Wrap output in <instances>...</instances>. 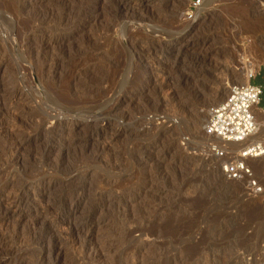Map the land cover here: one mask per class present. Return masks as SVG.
<instances>
[{
  "label": "rangeland",
  "instance_id": "obj_1",
  "mask_svg": "<svg viewBox=\"0 0 264 264\" xmlns=\"http://www.w3.org/2000/svg\"><path fill=\"white\" fill-rule=\"evenodd\" d=\"M261 69L264 0H0V264H264V161L205 133Z\"/></svg>",
  "mask_w": 264,
  "mask_h": 264
},
{
  "label": "built area",
  "instance_id": "obj_2",
  "mask_svg": "<svg viewBox=\"0 0 264 264\" xmlns=\"http://www.w3.org/2000/svg\"><path fill=\"white\" fill-rule=\"evenodd\" d=\"M264 95V81L260 85L250 82L234 84L228 87L225 98L212 106L205 127L207 137L221 144H241L250 136L259 132L256 120L257 106ZM258 114L264 115V110ZM213 142V141H212ZM208 152L221 157L223 152L214 143L207 147ZM264 156V139L244 147L238 160L233 161L224 172L230 181H247L249 192L260 194L261 188L253 180L251 171L247 168L246 159H256ZM264 258V245L262 246Z\"/></svg>",
  "mask_w": 264,
  "mask_h": 264
},
{
  "label": "bare ground",
  "instance_id": "obj_3",
  "mask_svg": "<svg viewBox=\"0 0 264 264\" xmlns=\"http://www.w3.org/2000/svg\"><path fill=\"white\" fill-rule=\"evenodd\" d=\"M126 8V7H125ZM126 10V9H125ZM127 10H128V8H127ZM126 10V11H127ZM129 22V21H128ZM193 22H195V19L193 20ZM126 23V22H125ZM131 24V23H130ZM118 25V24H117ZM125 25V24H124ZM121 26V25H120ZM119 26V27H120ZM122 27V26H121ZM120 27V28H121ZM124 28V27H123ZM126 28V27H125ZM119 30H121V29H119ZM123 30V29H122ZM131 30V29H130ZM122 32V31H121ZM121 32H119V34L121 33ZM124 32V31H123ZM128 33V32H127ZM121 36V35H120ZM242 84H244V83H242ZM116 98V97H115ZM118 100V99H117ZM117 100L115 99H111L110 101H109V99H108V102H106L107 104L105 105V106H103L104 107V109L102 110V111H100L98 114H93V115H95V116H91L92 118H95L96 116H98V117H101L102 115L104 116V115H106L116 104H117ZM119 101V100H118ZM105 104V103H104ZM104 104H102V105H104ZM100 106V105H99ZM103 107H101V108H103ZM100 108V109H101ZM85 109V108H84ZM87 110H88V106H87V108H86ZM91 109V108H90ZM89 109V110H90ZM93 109V108H92ZM91 109V110H92ZM81 110V109H80ZM97 110V109H96ZM58 112V111H57ZM59 113H60V111H59ZM74 113V112H73ZM60 115V114H59ZM91 115V114H90ZM68 117H69V115H67ZM103 116H102V118H103ZM55 117H57L58 118V116L56 115V114H54V112H53V114L50 116V119L52 118V119H54ZM88 117H90V116H88ZM87 117V118H88ZM91 117H90V119H91ZM62 118V117H61ZM60 118V119H61ZM65 118V117H64ZM71 118H73V116L71 115ZM70 118V119H71ZM106 118V117H105ZM104 119V118H103ZM55 120V119H54ZM66 120V119H65ZM257 120V119H256ZM60 121V120H59ZM70 121V120H69ZM101 121H102V119H101ZM55 123V122H54ZM62 122H56V125L58 124V127L56 128V130L57 131H62V129H60V124H61ZM105 123H107V122H105ZM122 123V122H121ZM124 123V122H123ZM122 123V124H123ZM257 123H258V120H257ZM52 125V124H51ZM56 125H54V126H56ZM106 125V124H105ZM258 125H261L260 127L261 128H263V126H264V124H259L258 123ZM130 127V126H129ZM53 129V128H52ZM55 131V130H54ZM122 131V130H121ZM53 132V131H52ZM109 138V137H108ZM97 140V139H96ZM213 140V139H212ZM258 140H259V136L257 135V133L256 134H254V135H252V136H250L248 139H246V141L245 142H243V143H241V144H221V143H219L218 141H216V140H213V141H215L216 143H217V145L220 147V149H223L224 150V152L225 151H227L228 150V148H235L237 151H238V153L240 154V152H241V150L244 148V147H246V146H248V145H250V144H254V143H256V142H258ZM260 141V140H259ZM20 145V144H19ZM11 148V147H10ZM102 148V147H101ZM8 149V148H7ZM103 152H104V150H103ZM102 152V153H103ZM237 158H238V156H237ZM264 161V156L263 157H260V158H256V159H246V163H250L251 164V167H252V169L253 170H257V169H259L260 168V165L262 164V162ZM7 175V174H6ZM3 185H5V184H3ZM243 186V185H242ZM1 189H2V186H1ZM0 189V190H1ZM46 190V189H45ZM28 191V190H27ZM17 195V194H16ZM9 196V195H8ZM29 194L26 192H24V193H21V194H18L17 196H15V194H14V196H9V197H4L3 199H0V200H3L4 202H8L9 204H7V206L9 205L10 207H16V208H19L20 210L21 209H23V208H25V206H26V204H27V202H28V200H30L29 199ZM32 196V195H31ZM132 196V195H131ZM134 197H136V196H134ZM35 198V197H34ZM75 199V198H74ZM70 201V200H69ZM60 202V201H59ZM3 203V202H2ZM47 203V202H46ZM45 203V204H46ZM51 203V202H50ZM47 205V204H46ZM43 206V205H42ZM3 207V206H2ZM5 207V206H4ZM56 207H57V205H56ZM5 208H7V210H9L10 208H8V207H5ZM46 208V207H45ZM49 208V207H48ZM70 208V207H69ZM18 209V210H19ZM39 210V209H38ZM46 210H47V208H46ZM6 211V210H5ZM81 211V210H80ZM84 211V210H83ZM8 212V211H7ZM45 212H47V211H45ZM49 212V211H48ZM56 212V211H55ZM59 212V211H58ZM76 212L77 211H75V212H73V211H70L69 210V212H68V215L70 216L71 215V213L73 214V215H75L76 214ZM81 213V212H80ZM20 214H22V217L24 216V214H23V210H21L20 211ZM28 214V213H27ZM44 214V213H43ZM50 214V213H49ZM53 214V213H52ZM63 214H64V212H63ZM86 214V213H85ZM12 215V214H11ZM19 215V214H18ZM29 215V214H28ZM54 215V214H53ZM86 215H88V214H86ZM85 215V216H86ZM96 215V213H91V214H89V216L86 218V223H87V221H90V220H93V218H94V216ZM1 216V215H0ZM17 216V215H16ZM30 216V215H29ZM42 213H39L38 214V217L41 219L42 218ZM45 216H50V215H45ZM77 216V215H76ZM84 216V215H83ZM97 216V215H96ZM99 216V215H98ZM2 217V216H1ZM28 217V216H27ZM71 217V216H70ZM72 217H74V216H72ZM81 217V216H80ZM26 218V217H25ZM83 218V217H82ZM101 218V217H100ZM32 219V218H31ZM35 219V218H34ZM48 219H49V217H48ZM46 217H45V220H44V217H43V220H42V222L43 221H47L48 220ZM70 219V218H69ZM69 219H66L64 216H62L61 214L59 215L58 213L57 214H55V216H52V218L50 219V222H55V225L53 226V229H54V231L58 234L59 232H61V231H68V229L70 228H68V227H66L65 228V226H67V225H69ZM104 219V218H103ZM31 222V221H30ZM73 222V221H72ZM92 222V221H91ZM91 222H89V224L91 223ZM103 220H100V219H98L97 220V226L98 225H101V224H103ZM47 223V222H46ZM52 223V224H53ZM83 224V223H82ZM93 224V223H92ZM49 225V224H48ZM88 225V224H87ZM43 226V225H42ZM41 226V227H42ZM75 226V225H74ZM73 226V227H74ZM77 226V225H76ZM33 227V226H32ZM40 227V226H39ZM49 227H50V225H49ZM100 227V226H99ZM51 228V227H50ZM76 228V227H75ZM48 229V228H47ZM71 230V229H70ZM80 230V231H79ZM77 232H79V234L81 235V236H83L84 237V242L85 243H87L86 241H87V239H86V237L88 236V232H86L85 234H86V237H85V234H83V231L85 230V226H83V227H80V229H79ZM52 231V230H51ZM36 233V232H35ZM53 233V231L51 232V234ZM62 233V232H61ZM37 234V233H36ZM60 234V233H59ZM4 235V234H3ZM50 235V234H49ZM54 235V234H53ZM2 236V235H1ZM58 236V235H57ZM64 236V235H63ZM70 237V236H69ZM78 237V236H77ZM34 238V237H33ZM32 238V239H33ZM59 238H60V236H59ZM62 239V238H61ZM71 239V238H70ZM79 241V240H78ZM79 243V242H78ZM1 245V244H0ZM78 245V244H77ZM86 245V244H85ZM49 247V246H48ZM53 247V246H52ZM80 247H82V246H80ZM52 250V249H51ZM60 252V251H59ZM57 254V253H56ZM89 258H91V256L89 257ZM94 258V257H93Z\"/></svg>",
  "mask_w": 264,
  "mask_h": 264
},
{
  "label": "crops",
  "instance_id": "obj_4",
  "mask_svg": "<svg viewBox=\"0 0 264 264\" xmlns=\"http://www.w3.org/2000/svg\"><path fill=\"white\" fill-rule=\"evenodd\" d=\"M262 81H264V69L259 70L251 80H248V82L254 85H260ZM257 110H264V95L261 97L260 103L257 106ZM256 115L259 116L262 114H256Z\"/></svg>",
  "mask_w": 264,
  "mask_h": 264
}]
</instances>
